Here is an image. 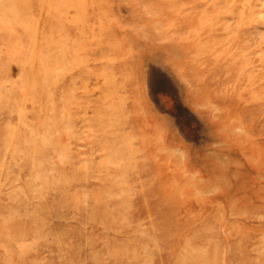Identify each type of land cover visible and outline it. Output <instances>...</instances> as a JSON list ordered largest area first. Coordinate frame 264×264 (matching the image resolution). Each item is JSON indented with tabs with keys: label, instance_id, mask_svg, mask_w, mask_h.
<instances>
[{
	"label": "rangeland",
	"instance_id": "obj_1",
	"mask_svg": "<svg viewBox=\"0 0 264 264\" xmlns=\"http://www.w3.org/2000/svg\"><path fill=\"white\" fill-rule=\"evenodd\" d=\"M0 264H264V0H0Z\"/></svg>",
	"mask_w": 264,
	"mask_h": 264
}]
</instances>
